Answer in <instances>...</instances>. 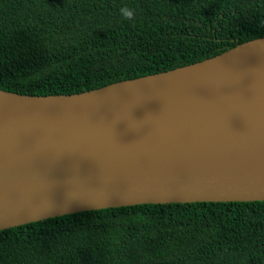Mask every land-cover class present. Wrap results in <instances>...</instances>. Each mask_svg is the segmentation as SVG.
I'll use <instances>...</instances> for the list:
<instances>
[{
    "label": "water",
    "instance_id": "water-1",
    "mask_svg": "<svg viewBox=\"0 0 264 264\" xmlns=\"http://www.w3.org/2000/svg\"><path fill=\"white\" fill-rule=\"evenodd\" d=\"M264 202V37L73 95L0 90V232L140 205Z\"/></svg>",
    "mask_w": 264,
    "mask_h": 264
},
{
    "label": "trees",
    "instance_id": "trees-1",
    "mask_svg": "<svg viewBox=\"0 0 264 264\" xmlns=\"http://www.w3.org/2000/svg\"><path fill=\"white\" fill-rule=\"evenodd\" d=\"M263 37L264 0H0V90L79 94ZM0 264H264V202L47 219L1 231Z\"/></svg>",
    "mask_w": 264,
    "mask_h": 264
},
{
    "label": "clouds",
    "instance_id": "clouds-1",
    "mask_svg": "<svg viewBox=\"0 0 264 264\" xmlns=\"http://www.w3.org/2000/svg\"><path fill=\"white\" fill-rule=\"evenodd\" d=\"M121 14L125 17V19H133L134 11L129 8H121Z\"/></svg>",
    "mask_w": 264,
    "mask_h": 264
}]
</instances>
